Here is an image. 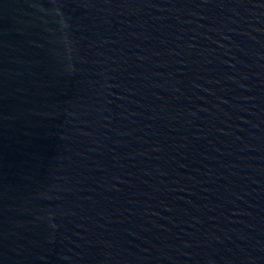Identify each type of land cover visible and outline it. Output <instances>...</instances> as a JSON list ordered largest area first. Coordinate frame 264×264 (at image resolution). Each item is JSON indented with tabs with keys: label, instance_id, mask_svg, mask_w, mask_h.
Segmentation results:
<instances>
[{
	"label": "water",
	"instance_id": "95a60500",
	"mask_svg": "<svg viewBox=\"0 0 264 264\" xmlns=\"http://www.w3.org/2000/svg\"><path fill=\"white\" fill-rule=\"evenodd\" d=\"M0 264H264V0H0Z\"/></svg>",
	"mask_w": 264,
	"mask_h": 264
}]
</instances>
